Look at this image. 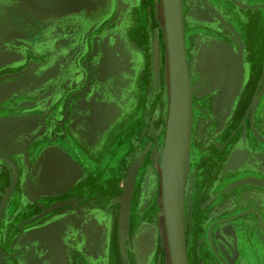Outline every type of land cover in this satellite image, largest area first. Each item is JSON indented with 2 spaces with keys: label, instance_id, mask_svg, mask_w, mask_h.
Masks as SVG:
<instances>
[{
  "label": "crops",
  "instance_id": "crops-1",
  "mask_svg": "<svg viewBox=\"0 0 264 264\" xmlns=\"http://www.w3.org/2000/svg\"><path fill=\"white\" fill-rule=\"evenodd\" d=\"M241 1L243 5H237L246 10L259 8V0H252L256 4L252 7L251 0ZM101 2L0 0L2 264H172L167 239L165 243L154 229L163 223L164 212L162 154L159 147L154 151L159 120L153 106H166L168 96L161 89L166 82L164 77L154 79L148 48L143 130L133 132L125 152L115 149L106 154V143L126 110L138 105L140 89L131 84L135 99L125 106L116 89L121 85L109 93L101 86L100 65L105 57L112 67L115 58L122 60L119 74L110 81L114 84L113 77L133 78V71L128 74L124 69H134L141 55L129 50L109 26L108 34L100 36L103 27L91 26V19L77 12ZM155 5L147 9V20L156 14L152 26L158 20L162 32L160 6ZM148 22L145 32L154 35ZM149 38L146 46L152 43ZM244 73L234 87V101L245 77L250 79L249 65ZM211 86L214 94L231 91L226 82ZM158 89L161 93L155 98ZM257 92L255 83L249 93ZM227 107L212 106L211 121L198 134L199 139H209L204 153L211 175L202 197L189 199L198 216L191 220L192 232L185 242L187 264H264V89L256 106H242L241 120L229 136L236 138L224 152L229 139L225 140L217 113ZM230 108L233 116L238 106ZM139 143L151 148L154 168L142 186ZM151 172L154 183L149 186ZM143 204L147 209L140 217ZM150 205L156 209L145 215ZM134 206L137 228L132 227Z\"/></svg>",
  "mask_w": 264,
  "mask_h": 264
},
{
  "label": "flooded vegetation",
  "instance_id": "flooded-vegetation-1",
  "mask_svg": "<svg viewBox=\"0 0 264 264\" xmlns=\"http://www.w3.org/2000/svg\"><path fill=\"white\" fill-rule=\"evenodd\" d=\"M104 1L105 0H102V2L98 6H95V7L85 6V8L83 7V9L78 10L77 12H81L83 14L85 13V16H88L90 19L91 18L96 19L98 17L97 15H99V13L101 12V10L99 12L97 8H101V4ZM183 1H184V30L186 32L187 26H189L190 24H193V22H195L196 29H197V33L195 34V37H194L193 46L192 48L189 47L187 49V54L190 58L189 71H190V78H191V86H193V83H195L196 86L199 83H202V85H201L200 90L193 93L192 95H193V98H195L196 96H204L207 94H211L215 96L213 106H228L226 109L220 108V110L217 113V116H219V119L217 120V122L220 123V126L224 127V131H225L227 127V122H229L231 118L232 110L230 106H237V102L239 98L237 97L236 101H234L235 96L233 95V90H234V87L236 88L237 84L240 82L238 78L240 76L243 78V75L245 74L244 72L248 69L247 62L249 65L250 62H256L258 60L257 63L260 64L259 68L257 67V64H256V66H254L255 69L253 68L252 70L253 72L252 74H255L257 72L259 73L261 71L260 75L257 77V80L255 82L256 85L258 86V92L252 96L250 95L249 92L251 88L250 87L251 82H249L250 79L245 77L244 84L248 82L249 83L244 86L246 87L245 92H244L245 94L243 97L244 101L243 102L240 101L241 102L240 104L245 103L247 104L246 106H250L251 104L252 106H256V103L259 102V99L261 97L262 90L264 89V54L262 53V50H261V58L259 59V57L258 58L255 57L256 55L255 47L257 44H259L258 45L259 48L261 46L264 47V37H262V39L254 38L252 39V42H250L248 38H245V35H244L245 33L247 34V33L252 32L253 26H256L253 23L256 22L259 16L264 17V0H259L260 2L258 3L259 8H250L249 10L241 8L237 5L240 3L243 5L241 0H183ZM150 2L151 3H148L146 6V17L147 18H148L147 9L150 8V6L154 8V5H153L154 0H151ZM131 3L132 2H130V5ZM248 4H249V7L256 5L255 2L252 0L249 1ZM122 5L123 4L119 5V7H122ZM122 8L125 9L126 13L124 14V16L121 15L120 18L117 19L116 23L115 22L113 23V21L117 17V10H115L114 12V16L112 18L113 21L110 20L108 23L103 24V26L99 24L103 28L107 25L110 28H113L117 32V36H119L120 39H123L124 33L128 29L131 28L130 27L131 25L127 23V19L129 18V14L127 12L129 11L130 7L128 8V6H125ZM93 12H96L98 14L91 16V13ZM214 15H216V17L221 16V19H220L221 23H218V25H213V22L215 21ZM157 25L159 27V24ZM155 26L153 28V31H155L154 30ZM250 26L252 27L250 28ZM146 27H147V23H146L145 29H143L144 35L145 37H149L147 32H145ZM159 33L161 34L162 32L159 31ZM97 35L98 34H96V36ZM254 35L256 34H253L252 36ZM92 36H94L93 33H92ZM226 44H228L234 50L233 51L234 53H232L233 55L232 59L235 60V63L239 62L244 66L245 71L242 73V75H239L236 72H234V70L232 69V66L221 68L216 64L215 52H218L220 48L224 49L226 47ZM105 60H104V63L100 65L101 70H104V72H102L101 74V77H102L101 86H103L104 89H107V92L109 93V91H111V89L114 88L115 85H118V86L121 85L120 87L116 88L118 92H120L118 96L122 98L125 106L129 105V101H132L133 99L132 90L130 89L131 83L133 82V78L128 77V79L124 81L122 79H116L117 77L116 78L113 77V80L115 82L114 84H111L110 81L112 79V75L109 73L110 76L108 77L106 70L108 67H110L111 70L114 69L118 71L117 69L121 68L122 60H120L119 58H115L114 59L115 67H112L113 63L109 62V60H111L110 58L105 57ZM131 64L135 65L134 62H132ZM137 66L138 65L134 66V69L132 68V66H130L129 68L126 69V72H129L128 74H130V72L133 71L132 73L134 75L137 70ZM117 74H119V72ZM204 79H208L209 81L204 82ZM237 80L239 82H236ZM225 82L227 83V85L231 86L230 87L231 91H229L227 94L226 93H222L219 95L214 94L211 89L212 88L211 84H213L215 87L217 83L219 85L220 84L224 85ZM255 83H253V85ZM91 86L93 87L94 83H92ZM246 98H248L247 99L248 101L246 100ZM211 111L212 109L210 110V112H208L205 107L200 106V112L194 114L193 116L194 117L193 124L196 127L194 131L195 135H193V137L196 143H199L202 152H204V150L206 149V146L209 144V139L207 138L203 139V137L199 139L198 134L202 131V129L203 130L206 129L205 127L208 125V122L211 121V119L209 118ZM229 132L231 135V130ZM157 145H159V143H157V139H156L154 151L156 150V147H159ZM141 149L142 148H140V150ZM211 149L214 152V148H211ZM210 152L212 151L210 150ZM203 156H205V159H206V155L203 154ZM150 165H151L150 170H154L152 166V162ZM204 171H206V168L204 169ZM204 171L202 170L201 172L202 174L201 181L203 180V186L205 185L206 180H207V178H205L204 176L205 175ZM149 176H150L149 186H152V184L154 183V179L152 178V172ZM190 179H191V182H189V186H191V190L189 188V193H188L189 195H190V192L195 194L194 189L196 192L197 183H198L196 172H194L193 168L191 170ZM188 199L189 197H187V202L189 201ZM154 208H155L154 205L153 206L150 205V209L147 212H145V215L146 213L152 212ZM141 212L142 211L140 210V214H139L140 217H141ZM154 229L156 230V232L158 233L160 232L159 230L160 227H154ZM227 248L231 251V253H233V247L228 246Z\"/></svg>",
  "mask_w": 264,
  "mask_h": 264
},
{
  "label": "rangeland",
  "instance_id": "rangeland-1",
  "mask_svg": "<svg viewBox=\"0 0 264 264\" xmlns=\"http://www.w3.org/2000/svg\"><path fill=\"white\" fill-rule=\"evenodd\" d=\"M117 1V3H116ZM147 1L149 3H151V0H105L102 4H101V8H97L98 11L101 12L99 13V15H97L98 13L93 12L91 13V16L93 15H97L98 17L96 19H92L88 21V23L92 25H99L101 24L103 26V24L108 23L110 20H112L113 16H114V12L115 10H117V17L115 18V20L113 21V23L117 21V19L120 18L121 15L124 16L125 9L122 7L128 6V8L130 7L129 11L127 12L129 14V18L127 19V23H129V25H131L130 29H128L124 35H123V39L127 42V44L129 45V50H133L134 52H138V54L141 55V57L138 58V66H137V70H139L138 73V78H136V72L133 76V82L131 84H135L134 87L137 89V91L139 92L138 95V105L136 104L135 106L133 105L132 107H129V109L126 110L125 112V116L123 117V120L121 121V124L117 127V129L114 131V133L111 135V137L109 138V140L106 143V154H110V151L113 150H118L119 152H125V150L127 149V142H131V138L133 137V132L135 130H138L139 132H141L143 130L142 124V118H143V114L145 111V93L147 92V85L149 84V80H148V68H147V49L149 48V55H150V61L152 64V60H154V79L155 80H161V78L164 77V82H166L165 84V89L163 87H161V89H163V92L166 91V95L168 96V100H166V106L162 105L161 106H153L154 110H155V119L156 121H158L155 124V137L158 141V143H161V146H159V154L162 153L163 147H164V136H165V124L167 122V116H168V109H169V99H170V85H169V76H168V65H167V46H166V35H165V24L164 27L162 29V33L160 36V27H158L157 24H159L158 20H155V31H154V35L152 34V32L150 31L149 35L150 39H151V44L146 46V37L144 35V30L146 23H147V17H146V3ZM130 2L131 5H130ZM155 3H159L160 6V10H161V14H162V18H163V22H164V16H163V6H162V0H154V8H155ZM122 5V7H119V5ZM117 8V9H116ZM122 13V14H121ZM157 15L155 14V16L149 17V22L150 26L152 27V20L154 19V17H156ZM214 22L213 25H218V23L220 22L221 16H217L214 15ZM160 20H161V15H160ZM222 21V20H221ZM118 23V22H117ZM212 24V23H211ZM252 26H250L251 28ZM154 28V27H153ZM108 25L105 26L101 31H100V36H104L108 34ZM197 33V29H196V25L195 22H193V24H190L189 26H187V31L185 32L186 35V42H187V49L190 47L192 48L193 43H194V37L195 34ZM253 33V31L251 32ZM251 33H245V38H247V36H249ZM99 34V33H97ZM253 35V34H252ZM262 39V37H261ZM225 46V45H224ZM260 51L262 50V53L264 54V47H260L259 48ZM234 50L227 46L223 49L220 48V50H218V52H215V62L219 67H223L226 68L228 66H232V69L234 70V72H236L239 75H242V73L245 71L244 70V66L241 63H235V60L232 59V53ZM189 58V56H188ZM192 58V57H191ZM261 58V57H260ZM163 64V67L161 66ZM257 67H260V64L257 63ZM256 64H254V66H256ZM132 65V64H131ZM189 65H190V58H189ZM253 62H250L249 67L251 70V76H250V87H252L253 83L256 82L257 77L260 75V72L252 74V70L254 68ZM192 66V64H191ZM247 66H248V62H247ZM190 69V68H189ZM255 69V68H254ZM136 70V71H137ZM164 70V71H163ZM124 71H126L124 69ZM108 77L110 76L109 73L111 72V68L108 67L106 70ZM119 71H115L114 73H112L111 75H115L117 74ZM165 74V76H163ZM239 81H241V76L238 78ZM209 81L208 79H204V82ZM238 80L236 82H239ZM248 82V83H249ZM248 83H246L245 85H247ZM160 84V83H159ZM202 83L196 84L193 83L192 86V94L197 92L198 90H200ZM238 85V84H237ZM160 86V85H159ZM158 86V88H160ZM130 87V85H129ZM245 88H243L241 95L239 96V100L237 102V106L238 108L236 109V111L234 112L233 116H231L229 122H227V127L224 131L225 133V140L229 139L226 143H225V148L223 149V151L227 149V147L231 144H233V141L236 138L235 136H230V130L233 129L234 127H236L238 123L235 122V119L239 118V121L241 120V116L243 111L241 112V114L238 116V109L239 106H246L247 104L242 103L240 101H244L243 97H244V92H245ZM132 90V88H130ZM161 89H158L154 92V94L152 96H155L157 94H159V92L161 93ZM251 90V88H250ZM157 92V94H156ZM141 98V102L139 105V100L140 97ZM156 98V96H155ZM135 99V98H134ZM134 99L132 101H134ZM161 99L163 100V93L161 94ZM248 98H246L247 100ZM214 100H215V96L211 95V94H207L204 96H196L195 98H193V113H192V132H191V140H190V149H189V171L187 173L186 176V180H185V233H186V239L188 234L190 233V231L192 232V229L190 227V222L192 219H197V213L195 210V205L194 207L191 205L190 207V201L187 202V197H189V199L191 197L192 201L193 200H198L199 198L202 197V188H203V180L201 181V184L198 183V188L196 189V193L193 194V196L191 195L192 193H189V188L191 190V186H189V182H191L190 176H191V170L193 168L192 166V162H193V158H194V154L193 152H198L199 154V158L201 159L200 162L203 163L204 169L206 168V171H204L205 173V178H209V176L211 175V169L209 167L208 164L205 163V156H203V154H205L204 152H202L199 143H196V141L194 140L193 135H195L194 131L196 129L195 125L193 124L194 122V114L200 112V106L201 107H205L207 109L208 112H210V110L212 109V106L214 104ZM248 101V100H247ZM163 102V101H162ZM131 101H129V105L126 106H131ZM200 104V106H199ZM135 127V130H133V128ZM235 129V128H234ZM139 146L141 147L140 143ZM158 146V145H157ZM227 146V147H226ZM142 149V153H140V161H139V174H138V185L142 186L141 183L143 184V182H145V178L147 176V174L150 172L151 169V162H152V156H151V148L149 147L147 149V147L143 146L141 147ZM134 149V147H132V150ZM158 147H156L155 153L157 152ZM213 150L209 147V151ZM224 151V152H225ZM108 159V157H107ZM156 162V160H155ZM132 161L130 162V165L128 166L127 170L129 171V169L132 167ZM194 169V168H193ZM209 175V176H208ZM159 176L161 177V170H160V174ZM193 179V178H192ZM198 179V177H197ZM206 180V182H207ZM141 192L143 191V188L140 189ZM195 198V199H194ZM188 199V200H189ZM192 203V202H191ZM143 208H139L141 211L143 209V211L147 208H144L145 205H142ZM147 211V210H146ZM145 211V212H146ZM126 214V211L124 213V216ZM162 221L163 223L160 225V232L162 233L163 236V240H165L166 243V228H165V220L164 218V214L162 213ZM132 218H133V228H137L139 225V215H138V211H137V206L133 207V211H132ZM193 221V220H192ZM195 223H192V225L194 226ZM162 241H161V246H162ZM113 264H115V262H113Z\"/></svg>",
  "mask_w": 264,
  "mask_h": 264
},
{
  "label": "water",
  "instance_id": "water-1",
  "mask_svg": "<svg viewBox=\"0 0 264 264\" xmlns=\"http://www.w3.org/2000/svg\"><path fill=\"white\" fill-rule=\"evenodd\" d=\"M163 2L171 75L167 140L162 160L165 215L172 264H187L183 208L185 180L189 171L192 88L185 47L182 0Z\"/></svg>",
  "mask_w": 264,
  "mask_h": 264
},
{
  "label": "bare ground",
  "instance_id": "bare-ground-1",
  "mask_svg": "<svg viewBox=\"0 0 264 264\" xmlns=\"http://www.w3.org/2000/svg\"><path fill=\"white\" fill-rule=\"evenodd\" d=\"M149 2L147 1L146 5ZM162 6H163V16H164V24H165V35H166V46H167V65H168V76H169V85L171 88V75H170V54H169V45H168V34H167V27H166V18H165V9H164V2L162 0ZM182 10H183V21H184V1L182 0ZM256 26H253V33H251L247 38L250 42H252V39L254 38H261L264 37V17L263 16H259L256 20L255 23H253ZM255 30V31H254ZM252 34H256L254 36H252ZM184 38H185V47H186V52H187V42H186V37H185V30H184ZM259 44L256 45L255 49H256V55L255 57H261V51L258 47ZM187 60H188V68H189V59H188V54H187ZM258 62V60L256 61ZM256 62H253V65L256 64ZM189 76H190V71H189ZM190 85H191V78H190ZM192 88V86H191ZM191 105H192V113H193V95L191 96ZM169 109H170V99H169ZM169 109H168V116H169ZM243 111L242 106H239L238 109V116L241 114V112ZM168 116H167V122L165 124V136H164V147L162 150V159H161V163L163 160V155H164V150L166 147V140H167V128H168ZM240 118V117H239ZM239 118L235 119V122L238 123L239 122ZM133 130H135V127L133 128ZM191 132H192V125H191ZM191 140V139H190ZM189 149H190V145H189ZM194 154V158H193V162H192V166L194 168V172H196V176L198 177V183L201 184V178H202V170L204 171V166L203 163L200 162L201 159L199 158V154L198 152H193ZM196 158V159H195ZM161 179H162V188H163V166L161 167ZM198 183H197V188H198ZM196 188V189H197ZM197 191V190H196ZM196 193V192H195ZM163 212H164V220H165V228H166V237H167V242H168V247H169V251H170V246H169V237H168V226H167V221H166V215H165V203H164V190H163ZM183 230H184V237H185V242H186V233H185V206L183 208ZM171 256V254H170ZM0 261H2V257L0 255ZM172 261V258H171Z\"/></svg>",
  "mask_w": 264,
  "mask_h": 264
}]
</instances>
